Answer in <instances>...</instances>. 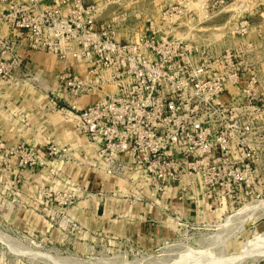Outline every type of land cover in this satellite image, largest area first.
<instances>
[{"label": "built area", "instance_id": "2783aa9c", "mask_svg": "<svg viewBox=\"0 0 264 264\" xmlns=\"http://www.w3.org/2000/svg\"><path fill=\"white\" fill-rule=\"evenodd\" d=\"M106 5L0 0V51L6 54L0 59L7 56L11 67L25 69L22 46L25 54L72 61L48 91L56 97L53 107L73 114L75 131L93 148L91 160L87 149L77 160L93 167L104 193L149 206L169 189L179 196L194 189L230 211L258 198L264 76L262 54L243 39L245 27L236 43L216 51L175 37L183 28L176 24L179 10H166L136 36L120 40L117 23L99 17ZM94 92L96 101L78 107V99ZM50 154L72 158L63 147ZM46 160L38 154L26 159L35 166Z\"/></svg>", "mask_w": 264, "mask_h": 264}, {"label": "rangeland", "instance_id": "374dc122", "mask_svg": "<svg viewBox=\"0 0 264 264\" xmlns=\"http://www.w3.org/2000/svg\"><path fill=\"white\" fill-rule=\"evenodd\" d=\"M93 1L107 4L99 17L117 23L120 40L136 36L148 19L166 10H179L176 24L183 28L175 37L216 51L236 43L243 25V39L262 54L258 65L264 76V0ZM7 60L0 59L8 69L0 66V264H264V255L243 252L247 242L264 237V177L258 180V198L231 211L209 208L207 199L192 191L162 195L149 206L147 200L104 193L93 167L77 160L84 158L83 149L91 160L93 148L71 122L66 125L71 131L54 127L68 119L57 113L63 106L48 103L53 87L48 75L61 73L69 62L55 58L53 69L45 67V76L37 77ZM54 92L59 95L58 89ZM79 101L78 107H84ZM43 110L54 112L47 116ZM65 136L81 148L61 145ZM52 147H63L72 158L50 154ZM36 154L46 157L44 165L26 161ZM108 200L116 212L139 205L147 209L146 216L103 222L96 207Z\"/></svg>", "mask_w": 264, "mask_h": 264}, {"label": "crops", "instance_id": "0c3cea01", "mask_svg": "<svg viewBox=\"0 0 264 264\" xmlns=\"http://www.w3.org/2000/svg\"><path fill=\"white\" fill-rule=\"evenodd\" d=\"M52 56L51 55L44 54L42 52H32V51H28V52H26V59H28V61H27V64H26L25 68L28 67L29 70H31L32 73L35 74V76L38 77L39 75H41V74H43L45 72L44 70L53 69L54 65H56V63H57L55 61V58L56 57L53 56L54 57L53 58ZM68 62H69V64H72V61L71 60L70 61H67V63ZM45 67H47V69ZM73 68H74V70H78V69H76L75 66ZM43 75L45 76V74H43ZM55 75H56V72L55 71H52V73H50L48 75V76H52L51 77V83H53V85H54ZM44 81H46V79ZM38 96L40 97V94H38ZM98 96H99V93L98 92H94L92 94H89V95H86V96L81 97L80 98L81 101H79V102H81V104H83L84 106H86V105L92 103L93 101H95L98 98ZM47 97L50 100L48 101L46 99V101H48V103L51 104V106H52L53 105V100H56V97L53 96V95H51V94L50 95H47ZM78 100H77V102H78ZM53 112L54 111H49V110L48 111L47 110L44 111L43 110V114H45L47 116L48 115L49 116H52V113ZM57 113H59L60 115L61 114H64L63 115L64 118H66L68 120H66V121L64 120V121H61L59 123H56L55 122L54 127L56 128V130H58L59 126H61L60 129H64L65 131H71V127L68 126L69 127L68 128L66 125L67 124L69 125V123L71 122L70 124H71L72 128H74V116H73V114L72 113H65V112H63L61 110H59ZM49 119H50V121H52L51 118H49ZM63 126H65V127H63ZM65 137H67V136H65ZM67 138H68L67 140H65V139L63 140L64 143L61 144V145H65V146L69 147L70 149H74V148H78L79 149V146L80 145L78 144V142L77 143L76 142H73V140H70V137H67ZM66 143H69V144L67 145ZM70 143H71V145H70ZM56 144H58V143H56ZM45 145L46 144H43V145L41 144L40 147L45 146ZM80 148H81V146H80ZM95 178L98 179L97 176H95ZM192 192H193V194H195L194 193L195 191L192 190ZM170 194L171 195H174L175 194L174 189H169L164 194V196L165 195L168 196ZM201 195L204 196L207 199V202L209 204V208L214 209V210H222V208H220V209L218 207L216 208V205L214 204V201L211 198H209L208 196L203 195V194H201ZM113 202H114L113 200H108V201H105L103 204H101L100 206H101V209H102L101 211L102 212H101L100 215H97V211L100 209L99 204L97 205L95 215L98 217V219H100V220L102 219L103 222H113V223H116L118 221L123 220L126 217L129 220H132V217H133L132 214H134V216H135L134 218L136 220H137V218L140 219L142 215H145L146 216V212H147L146 210L147 209L146 208H143V207H141L139 205L126 206L127 209L126 208H122L120 211H117L116 212V211L113 210L114 207L111 206V204ZM224 210H226V209H224ZM114 215H116V216H115V218L112 221H110L109 219H108V221L105 220V219L110 218L111 216H114ZM117 219H119V220H117Z\"/></svg>", "mask_w": 264, "mask_h": 264}, {"label": "bare ground", "instance_id": "6f19581e", "mask_svg": "<svg viewBox=\"0 0 264 264\" xmlns=\"http://www.w3.org/2000/svg\"><path fill=\"white\" fill-rule=\"evenodd\" d=\"M63 127H65V126H63ZM243 249H244L243 252H245V254H247V255H249V254H254L253 256L264 255V237H262V236L258 237L254 242H250V243L247 242V244L245 246H243Z\"/></svg>", "mask_w": 264, "mask_h": 264}]
</instances>
